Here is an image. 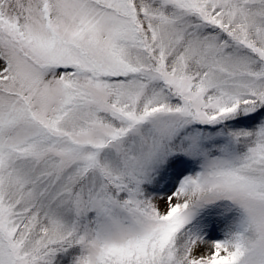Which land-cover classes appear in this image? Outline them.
Masks as SVG:
<instances>
[{"label": "snow or ice", "instance_id": "1", "mask_svg": "<svg viewBox=\"0 0 264 264\" xmlns=\"http://www.w3.org/2000/svg\"><path fill=\"white\" fill-rule=\"evenodd\" d=\"M0 264H264V0H0Z\"/></svg>", "mask_w": 264, "mask_h": 264}]
</instances>
